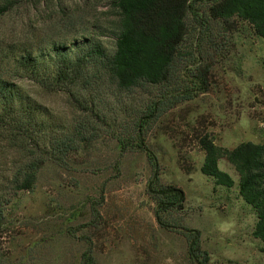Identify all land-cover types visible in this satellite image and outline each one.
Masks as SVG:
<instances>
[{
	"label": "rangeland",
	"instance_id": "374dc122",
	"mask_svg": "<svg viewBox=\"0 0 264 264\" xmlns=\"http://www.w3.org/2000/svg\"><path fill=\"white\" fill-rule=\"evenodd\" d=\"M19 1L0 13V77L17 81L42 106L57 138L74 133L76 147L53 149L33 189L7 195L0 264H82L85 253L92 264H195L185 227L201 231L211 264H264V242L253 235L257 217L239 194V173L221 158L220 169L235 184L216 185L201 171L199 143L205 135L229 148L264 142V46L253 26L238 16L213 18V0H191L169 81L125 90L105 78L74 99L18 74L15 57L27 46L70 44L86 30H98L112 47L117 10L109 0ZM186 95L191 98L179 101ZM81 102L93 109L82 110ZM84 120L91 129L77 135ZM151 154L161 183L186 194L183 209L163 214L167 226L157 220L147 190ZM18 155L0 141V175L13 173Z\"/></svg>",
	"mask_w": 264,
	"mask_h": 264
},
{
	"label": "trees",
	"instance_id": "16d2710c",
	"mask_svg": "<svg viewBox=\"0 0 264 264\" xmlns=\"http://www.w3.org/2000/svg\"><path fill=\"white\" fill-rule=\"evenodd\" d=\"M47 1L27 2L46 5ZM109 1L117 10L110 35L114 42L112 47L100 38L98 30L83 31L70 44L53 42L36 49L27 46L22 54L15 57L18 74L23 72L25 75L22 76H27L46 90L63 91L74 99L78 93L105 78L125 90L169 81L188 32L186 18L191 0ZM19 2L0 0V13L12 11ZM209 13L213 18L238 16L247 21L264 46V0H213ZM98 27L96 29H100ZM186 98L191 96L186 95L179 101ZM79 106L82 110L93 109V105L85 102ZM42 113V106L17 81L0 77V141L16 148L19 153L11 166L13 173L0 175V229L5 222L4 205L11 198L7 195L33 189L38 172L53 149L66 152L76 147L74 133L57 138L56 128L44 119ZM90 129L91 125L84 120L79 123L76 133L83 135ZM199 143L205 152L201 171L216 185L231 188L235 184L233 177L220 169L221 158H226L239 173V194L257 217L253 235L264 242V142L242 141L229 148L218 145L205 135ZM142 148L148 150L147 147ZM149 157L154 174L147 190L156 201L157 220L167 226L163 214L183 209L186 194L177 185L161 183L159 162L154 155ZM183 229L188 238L190 259L195 264H211V256L202 246L201 231ZM262 250L264 252V248ZM92 259L85 253L82 264H92Z\"/></svg>",
	"mask_w": 264,
	"mask_h": 264
}]
</instances>
